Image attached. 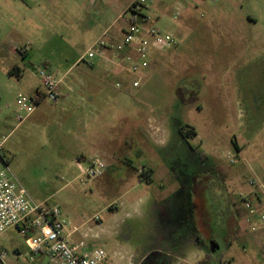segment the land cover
Wrapping results in <instances>:
<instances>
[{
    "label": "rangeland",
    "instance_id": "374dc122",
    "mask_svg": "<svg viewBox=\"0 0 264 264\" xmlns=\"http://www.w3.org/2000/svg\"><path fill=\"white\" fill-rule=\"evenodd\" d=\"M27 1L31 3L10 0L12 8H7L0 0V135L8 137L4 152L17 181L36 202L62 209L69 232L75 230L71 240L106 250L113 264H127L117 252L131 254L143 244L147 228L142 208L155 202L160 212L171 202L186 208L192 179L204 180L209 207L218 217L226 216L228 224L239 223L249 233L242 196L250 191V181L264 185V0H148L151 21L164 35L174 36L176 44L153 52L147 68L123 78L109 70L110 64L98 72L96 62L89 66L77 61L101 37L112 45L122 40L131 17L126 8L133 0H60L50 16L35 17L39 31L34 34L27 29ZM190 12L192 24L177 35L176 26ZM11 27L20 33H11ZM116 35L121 40L116 42ZM27 36L35 37L28 58L8 53L14 44L26 47ZM46 60L50 74L76 87L73 98L84 95L79 83H105V94L91 107L104 114L111 109L108 117L74 122L69 109L62 111L47 100L20 123L17 97L34 96L41 83L37 69ZM13 62L23 69L21 76L9 72ZM138 77L142 84L136 90L120 93L114 88L121 79L132 84ZM121 96L128 99L122 105L126 108L110 105L111 98ZM86 102L78 110L83 117L90 104ZM137 106L165 130L162 144L161 135L150 138L144 121L135 120ZM45 107L51 111L46 113ZM186 125L199 136L184 135ZM139 130L147 131V141ZM131 131L137 133L128 144L132 152L125 151L130 162L113 165L104 159L108 170L103 176L79 178V154L91 158L92 150L124 142ZM146 163L153 170L150 181L141 175ZM170 175L175 181L169 186ZM168 187L173 189L171 201L161 200ZM179 211L172 216L173 224ZM257 227L259 231L233 244L228 255L235 257V264L264 261V225ZM0 247L9 252L8 264H29L30 252L17 231L5 234ZM15 249L22 252L19 260L13 257ZM192 249L186 263L181 258L179 264L196 262Z\"/></svg>",
    "mask_w": 264,
    "mask_h": 264
},
{
    "label": "built area",
    "instance_id": "2783aa9c",
    "mask_svg": "<svg viewBox=\"0 0 264 264\" xmlns=\"http://www.w3.org/2000/svg\"><path fill=\"white\" fill-rule=\"evenodd\" d=\"M151 4L148 0H135L127 9L131 17L123 28L122 40L112 45L105 37L99 38L80 62L92 65L97 56H104L106 52L112 51L116 61L128 65L131 73L139 74L148 67L153 52L172 48L176 39L172 35H164L151 21L148 14ZM177 16L179 14L175 18ZM37 76L43 85L45 98L52 103L59 101L62 96L60 80L50 74L46 67L37 69ZM141 79L138 77L133 86L138 87ZM17 104L20 111L17 120L20 123L37 108L33 97L21 94L17 97ZM5 143L6 137L0 135V239L9 232L17 231L25 239L30 252L29 264H111L112 259L106 250L89 248L84 241L71 240L75 230L69 232L68 222L60 207L47 202L38 203L32 199L13 175L4 153ZM75 165L81 180L101 177L108 168L101 158H79L75 160ZM249 185L250 191L242 196V202L247 211V221L252 231L256 232L260 229L257 224L260 227L264 225V185L257 180L250 181ZM95 219L98 220L99 217ZM12 254L17 260L22 257L19 249H15ZM8 258L9 252L0 247V263L8 264Z\"/></svg>",
    "mask_w": 264,
    "mask_h": 264
},
{
    "label": "crops",
    "instance_id": "0c3cea01",
    "mask_svg": "<svg viewBox=\"0 0 264 264\" xmlns=\"http://www.w3.org/2000/svg\"><path fill=\"white\" fill-rule=\"evenodd\" d=\"M3 1H4L7 8H9V7L12 8L10 0H3ZM134 1L135 0H133L127 6L126 9H128L129 6ZM200 1H202V0H200ZM39 2H41L43 5L40 6ZM37 4L40 6L39 10L36 9ZM56 4H58V7H60L59 6L60 0H31V3H28V1H27V8H28L27 9V16H29V19H30V21H29L30 27L28 26L27 29L30 30V33H32L31 31H33L32 34H34L35 31H39V28L37 26L38 24H37L35 17L37 16V19L39 20V17H42L43 15L50 16V13H51L50 9L52 8V6H56ZM192 19H193V13L190 12L189 15L186 17V19L182 20L180 25L176 26V28L178 29L176 31V34L177 35L180 34V31H181L182 27H184V25L185 26L191 25ZM31 28H32V30H31ZM16 30L17 29L15 27H11L10 32L11 33L15 32V33L19 34L20 31L19 30L16 31ZM115 37H116V39H115L116 42L121 40V38H122L121 35H116ZM27 39H28V42H27L26 47H21V48L17 49L16 46H14L15 45L14 44L12 47L9 48L8 53L12 54L15 57L20 52L22 54V57L28 58L30 56L31 51H32L31 47L33 45V39H35V37L34 36L33 37L27 36ZM84 55H85V53L79 58V60L77 62H80L81 58ZM115 57H116L115 53H113L112 51L106 52V54L104 56H97L94 59L92 65L96 62L95 63L96 69L98 70V72H103L109 66L108 64H110L111 66H109V68H110L109 70L115 74H118V76L123 78L126 76V74L130 73V71L128 69L129 67H128V65L123 64L120 61H116ZM24 58H23V62H24ZM29 63L32 66L36 65L33 60L30 61ZM49 64H50V62L48 60H46L44 66L46 65L45 67L47 68V67H49ZM12 65H17L20 67V65L17 62H13L11 64V67H12ZM92 65H89V66H92ZM121 81H122L121 83L117 82L114 84V88L118 91L120 90L119 91L120 93H127L128 91L130 92L132 90H136V89L140 88L141 84H142V83H140V85L138 87H134L133 83L131 84L128 81H123V79H121ZM115 85H116V87H115ZM73 88L76 90V87H73L71 85L69 86L68 83H63V82L61 83V81H60V90H61L62 96L59 99V101L54 103V105L59 104V106H61L62 111H68V109H69L70 110V111H68L69 112L68 113L69 118H73L74 122L75 121L77 122L79 120L85 119L86 117L88 119L89 118L90 119H103L104 115H105V118L108 117V114L111 111V109L107 108V112H106V114H104V113H100L98 108L91 107V104H94L96 102V98H98L99 95L105 94V92H106L105 91L106 90L105 83H99V81H94L92 83H79L77 88L80 89L81 94H84L83 96H80V99L72 97L71 93H73V91H74ZM91 89H94V90L90 92ZM37 91L44 92V90H42V83H40V87L35 90L34 96L36 95ZM47 100L48 99L43 97V99L40 102H37L36 111L30 117H32L43 106V104ZM127 100L128 99H126L124 96H121L119 98H117V97L111 98L110 99V105L116 104L117 108L119 107V105L122 108H126L123 106L129 103ZM85 101H87L86 103H90V104H88L89 105L88 111L85 113L86 114L85 117H83V114L81 112H78V110H79V106L81 104L80 102H85ZM138 104H139V102H138ZM113 109H115V107H113ZM44 111L46 113H48L49 111H51V109L45 107ZM135 115H137V118L135 120H139L140 122L144 121L143 122L144 126L147 127V131H149V133H150V138H154L155 140H157L158 136H159V138H161L160 135L162 136V141H161V144H162L166 138V135H165V130L162 128L161 124L152 122L150 119L147 120L145 109L141 108L140 106H137V109H135L134 116ZM30 117H28V118H30ZM147 131H144V130L140 131L139 130V134L144 135V137L146 138V141H147ZM136 133L137 132L134 133L133 131H131L132 135L131 134L127 135V137L125 138V141L119 142L117 145L112 144L110 142L108 145L103 146V148L92 150L91 153L93 154V157L91 156V158L90 157L89 158L90 159L101 158L102 160L106 159V160L112 162L113 165L121 164L122 162H125V161L130 162L131 160L129 158H125V157H127L125 151L132 152L130 150L128 144H129V142L132 141L133 134L136 135ZM2 136H4V135H2ZM195 136H199L198 133ZM5 137H6V141H7L8 137L7 136H5ZM119 145H121V147ZM158 146H159V149L163 148L162 147L163 145H158ZM79 158H82L85 160H90L87 157L86 153H84V152L79 154L78 157H76V159H79ZM106 160H104V161L106 162ZM143 169H144L143 172H141L142 177H143V175H148L146 178L149 179L148 181H150L153 177V170H152L151 166H149V164L146 163L143 166ZM107 170H108V168H107ZM107 170H106V172H107ZM144 171H145V173H144ZM146 178H144V180H142L141 183L145 182ZM148 181H146V182H148ZM174 181H175V179H173V177L171 175L169 178H167V184L169 186L172 185L174 183ZM172 191H173V189L168 187L167 191L164 193L165 194L164 197L161 198V200L171 201L172 195H169V194H172ZM171 208H172V205L170 203L167 206V208L162 207L163 210L160 212L161 208L157 205V202L154 203L152 208L150 205H148V207L142 208L143 211L141 212L140 216H142V219L144 220V223L146 224V228H147V231H146L147 234H146V236L143 237V241H149V238H148L149 237V230H151L153 222L156 223L157 226H159V233L155 237L156 241H160V242L172 241L173 242V240H175L174 239L175 237H173V235H171V237H170L166 234V231L163 230V226L161 225V222L163 221V219L165 220V218H166V220H167V218H169L171 216V213H170L172 211ZM117 211H119V210H117ZM115 213H114V215H115ZM160 213H161V215H160ZM259 230L260 229H258L257 231H259ZM131 254H132V251H131ZM127 255L128 254H125L124 256L127 257Z\"/></svg>",
    "mask_w": 264,
    "mask_h": 264
},
{
    "label": "flooded vegetation",
    "instance_id": "af4514ba",
    "mask_svg": "<svg viewBox=\"0 0 264 264\" xmlns=\"http://www.w3.org/2000/svg\"><path fill=\"white\" fill-rule=\"evenodd\" d=\"M188 189L191 191L187 194V206L181 208L184 212L179 211L181 204L173 205L171 202L170 213L172 214L167 220L165 218L166 221L163 219L161 222L166 234L170 237L173 235L175 240L173 242L156 241L159 226L153 222L149 230V241L142 240L143 244L140 247H136L134 251L131 250L130 258L120 251L117 252L127 264H179L182 259H184L182 262L186 263L185 259L189 256L187 251L192 248L190 251L194 254L196 262L191 264H235V257L228 255L233 244L241 242L245 237L247 239L251 236L249 233L252 234L253 231L249 233L242 231L239 223L237 226L228 224L226 216L218 217L215 209H210L204 180L193 181L192 179ZM177 211H179L177 215L179 217L175 216V224H173L172 216L176 215ZM121 237L127 238V235L122 234ZM127 245L125 244L124 247ZM131 246L133 247L134 244Z\"/></svg>",
    "mask_w": 264,
    "mask_h": 264
},
{
    "label": "trees",
    "instance_id": "16d2710c",
    "mask_svg": "<svg viewBox=\"0 0 264 264\" xmlns=\"http://www.w3.org/2000/svg\"><path fill=\"white\" fill-rule=\"evenodd\" d=\"M46 66V65H45ZM9 72L12 74V75H17V76H21L23 74V69H21L19 66L17 65H12V67L10 68ZM43 97H45V92H41V91H37L36 95L33 97L34 100L36 102H40ZM184 135H196V129L192 126H189V125H186L184 127V132H183ZM145 173V171H144Z\"/></svg>",
    "mask_w": 264,
    "mask_h": 264
}]
</instances>
